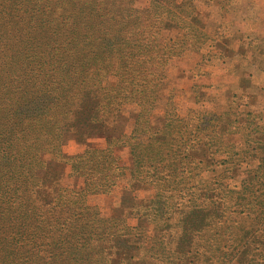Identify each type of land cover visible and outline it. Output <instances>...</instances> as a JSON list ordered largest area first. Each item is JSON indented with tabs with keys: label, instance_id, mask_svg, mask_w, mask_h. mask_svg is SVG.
Instances as JSON below:
<instances>
[{
	"label": "rangeland",
	"instance_id": "obj_1",
	"mask_svg": "<svg viewBox=\"0 0 264 264\" xmlns=\"http://www.w3.org/2000/svg\"><path fill=\"white\" fill-rule=\"evenodd\" d=\"M174 2V9L181 8L182 19L177 20L176 27L169 23L172 14L165 12L168 23L161 39L165 44H172L183 32L196 30L199 47L182 49L180 56L170 59L166 72L167 93L172 94L179 116L186 117L192 109L203 112L204 116L199 115L186 128L183 122L170 124L158 109L150 118V133L154 136L146 135L143 141L133 139L128 143L137 119L134 106L130 105L115 116L106 132H66L60 145L61 155L52 150L44 153L43 164L36 170L41 179L34 204L37 212H31L36 216L27 217L23 224L13 222L15 218L10 215L6 220L2 218L0 256L7 254L2 242L14 233L19 239L12 241L18 246L12 252L20 251L17 258L36 264L51 261L55 264H160L157 255L164 258L168 255V263L174 258L175 264H189L193 260L196 264H256L248 262L252 258L264 264L255 250L248 249L252 240L254 244L264 240V232H255L253 239L248 234L252 225L260 227L256 216L264 209V171L255 174L256 165L261 161L246 145V138L253 143L259 141L256 135L260 129L256 133L251 128L257 125L264 128V34H260L256 47L251 44L246 47L243 39V36L254 37L255 26L264 27V0H193L198 22L188 15L190 8L183 0ZM94 3L98 6L99 1ZM135 5L143 9L148 0H135ZM46 36L60 40L52 25L46 23L42 27L40 21L30 49L36 41L47 44ZM86 43L89 47L83 54L84 59L100 61L104 66H126L122 63L124 52L118 54L120 61L109 52L102 56L98 50L90 53L89 50L102 44L100 38ZM40 44L35 45L36 50L48 51H28L19 60V66H33V61L38 62L37 66L71 65L72 57L59 60L53 54L56 51L50 49L55 44L50 49ZM125 134L128 138L122 139ZM117 139L121 140L114 145ZM203 139L213 146L201 143ZM186 142L196 145L188 152L192 160H185ZM107 145H112L118 162L125 167L127 179L130 177L127 167L134 166L132 147L141 155L154 156L160 149L173 153L172 158L168 156L164 161L174 167L173 175H168L153 189L134 191L128 186L123 190L127 182L120 180L108 193L88 194V206L77 205L80 213L74 217L73 225L65 206L55 208L50 200L65 189L79 190L85 186L83 177L70 175L71 158ZM223 150L229 151L230 162L212 166L216 160L226 158ZM229 164L234 169L228 173L225 167ZM142 200L149 202L148 208L140 207ZM190 208L196 209L188 213ZM140 214L147 215L148 221L140 218ZM248 251L252 252L250 257H247Z\"/></svg>",
	"mask_w": 264,
	"mask_h": 264
},
{
	"label": "trees",
	"instance_id": "obj_2",
	"mask_svg": "<svg viewBox=\"0 0 264 264\" xmlns=\"http://www.w3.org/2000/svg\"><path fill=\"white\" fill-rule=\"evenodd\" d=\"M95 1L0 0V65L11 64L0 66V224L2 218L6 220L8 215L15 218L13 222L22 224L26 223L27 217L36 216L31 214L33 210L37 212L34 204L41 182L36 170L43 164L44 153L52 150L61 155L60 145L66 132H106L115 116L130 105L134 106L137 119L128 143L133 139L143 141L146 135L154 136L150 133V118L158 109L164 112L170 124L183 122L186 128L199 115L204 116L197 109L190 110L186 117L179 116L172 94L167 93L166 72L170 59L180 56L182 49L190 47L197 50L199 47L196 30L183 32L182 37L172 44H165L161 39L168 23L167 16L163 15L165 12L172 14V22L169 23L176 27L179 25L177 20L182 19L181 8H173L174 0H148L143 9L135 7V0H97L98 6ZM183 1L190 8L188 15L198 22L193 0ZM40 21L42 27L46 23L52 25L60 40L46 36L49 39L47 44L36 41L34 48L30 49ZM96 37L102 44L89 50L91 54L97 53V50L101 56L109 52L116 61H120L118 54L124 52L122 63L126 66H104L100 61L84 59L83 54L89 47L86 42ZM38 44H45L49 49L55 44L50 49L56 51L53 54L58 55L59 60L72 57L71 65L37 66L38 62L33 61V66H19V60L28 51H48L36 50L35 45ZM251 129H255L256 133L259 129L261 131L256 135L259 141L255 143L246 138L252 132L243 135L247 149L261 161L255 168L257 175L264 171V128L257 125V128ZM126 138L128 135L122 136V139ZM120 140L117 139L114 145H118ZM201 143L213 146L208 140L203 139ZM194 148L196 145L184 143L185 160H192L188 152ZM225 153L226 158L220 162L216 160L212 166L229 163V151L223 150L222 154ZM132 154L134 166L127 167L128 179L125 167L113 153L112 145L88 149L82 155L71 158L68 161L72 170L70 175L83 177L85 186L79 190L65 189L64 193L52 196L50 203L55 208L65 206L68 220L74 225V217L80 213L76 210L77 205L88 206V194L108 193L120 180L127 182L123 190L128 186L134 191L139 188L153 189L168 175H173L174 167L164 162L172 158L173 153L160 149L154 156L149 153L141 155L132 147ZM201 164L205 165L202 161ZM226 169L229 173L234 168L229 164ZM262 196L264 202V192ZM149 205L142 200L140 207L148 208ZM196 208L188 209V213ZM139 217L148 221L147 215L140 214ZM256 218H259L256 224L260 223V227L252 225L249 228L250 239L254 238L255 232H264V209ZM18 239L19 235L13 233L2 242L7 254L0 256V264H36L17 258L20 251L18 254L12 252L13 248H18L12 241L17 242ZM254 241L250 242L248 249L255 250L256 256L263 261L264 240L261 244H254ZM247 253V257L252 255L250 251ZM168 257L157 255L156 260L161 261L160 264L177 263L174 258L168 263ZM248 262L260 263L256 262V258ZM196 263L193 260L189 264ZM50 264H55V261Z\"/></svg>",
	"mask_w": 264,
	"mask_h": 264
},
{
	"label": "crops",
	"instance_id": "obj_3",
	"mask_svg": "<svg viewBox=\"0 0 264 264\" xmlns=\"http://www.w3.org/2000/svg\"><path fill=\"white\" fill-rule=\"evenodd\" d=\"M261 33L264 34V27H262V26H255V34H254V37H252V36H249V37L243 36V39L246 40V47H248V45H250V44H251V46L254 45V47H256L255 46L256 41L259 39V36H260ZM248 34H250V33H248ZM240 38H241V36H240ZM252 79H253L252 82H254L256 80V77L254 76V74L252 75ZM254 84H252V85H254ZM252 85H250V86H252ZM249 95L251 96L250 98L253 99V95H251V94H249Z\"/></svg>",
	"mask_w": 264,
	"mask_h": 264
}]
</instances>
